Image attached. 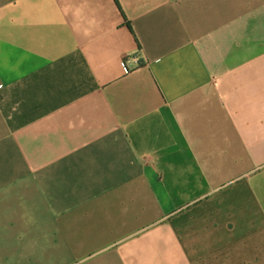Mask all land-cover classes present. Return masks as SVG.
<instances>
[{"label":"crops","instance_id":"0c3cea01","mask_svg":"<svg viewBox=\"0 0 264 264\" xmlns=\"http://www.w3.org/2000/svg\"><path fill=\"white\" fill-rule=\"evenodd\" d=\"M0 264H264V0H0Z\"/></svg>","mask_w":264,"mask_h":264},{"label":"built area","instance_id":"2783aa9c","mask_svg":"<svg viewBox=\"0 0 264 264\" xmlns=\"http://www.w3.org/2000/svg\"><path fill=\"white\" fill-rule=\"evenodd\" d=\"M142 63V61L137 56L128 55L125 57L124 64L129 69H134L137 66H139Z\"/></svg>","mask_w":264,"mask_h":264}]
</instances>
